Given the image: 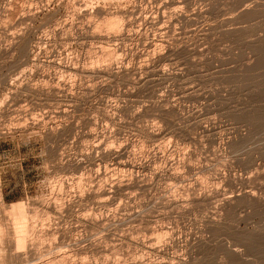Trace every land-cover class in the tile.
<instances>
[{
	"label": "rangeland",
	"instance_id": "rangeland-1",
	"mask_svg": "<svg viewBox=\"0 0 264 264\" xmlns=\"http://www.w3.org/2000/svg\"><path fill=\"white\" fill-rule=\"evenodd\" d=\"M13 203L28 260L264 264V0H0Z\"/></svg>",
	"mask_w": 264,
	"mask_h": 264
},
{
	"label": "bare ground",
	"instance_id": "bare-ground-1",
	"mask_svg": "<svg viewBox=\"0 0 264 264\" xmlns=\"http://www.w3.org/2000/svg\"><path fill=\"white\" fill-rule=\"evenodd\" d=\"M25 49V48H24ZM19 52H20V50H19ZM28 208V207H27ZM27 208H26V205L24 204V203H13V204H11L10 206H8V208H6V210H7V212H6V214H8L7 216H9V219H10V221H11V229H9L10 231H8V232H6V231H4L3 230V228H1V227H4V226H2V225H0V264H15V263H12V261L10 262V261H7L8 259L10 260V258L7 256V252H6V250L7 249H5L4 247H3V245H2V243H3V241H4V238L7 236V234L8 233H10L11 235H12V241L11 242H13V246L14 247H12L13 249V253L11 252V254H10V252H9V254H10V256L11 257H13V256H15L16 258H20V259H18V261L19 260H22V264H46V262H41L40 261V259L37 261L36 259H37V257H35V256H33V258L31 259V260H28V259H30L29 258V255H27V256H25V252H24V250H25V248L26 247H24L25 246V244L27 243V241L28 240H30V239H32V236H34V232H33V229L35 228L34 227V225H33V221L34 220H36V218L39 216V212L38 211H35L34 209V211L33 212H29V208H28V210H27ZM5 211V210H4ZM5 213V212H4ZM46 214V213H45ZM41 218V217H40ZM34 219V220H33ZM44 220V219H43ZM9 221V220H8ZM8 226H10V225H8ZM6 229H8V228H6ZM37 233H38V231H37ZM36 236H38V235H36ZM10 236H8V238H9ZM11 238V237H10ZM39 238H40V236H39ZM39 238H36V239H34V240H38L39 241ZM42 238V237H41ZM11 239H9V241H10ZM5 241H6V238H5ZM4 241V242H5ZM8 241V242H9ZM41 241V240H40ZM7 242V243H8ZM30 242V241H29ZM6 243V242H5ZM34 243V242H33ZM2 245V246H1ZM11 245H12V243H11ZM6 246V245H5ZM7 246L9 247V245L7 244ZM7 247V248H8ZM28 248V247H27ZM30 248V247H29ZM34 248V247H33ZM33 248H30V249H33ZM10 249V251H11V248H9ZM39 249V248H38ZM34 250V249H33ZM37 250V249H36ZM35 250V251H36ZM50 250H52V249H50ZM37 251H39V250H37ZM37 251H36V253H37ZM29 252V251H28ZM42 253L43 251H39V253ZM27 253V252H26ZM31 253H33L32 251H31ZM40 253V254H41ZM44 253V252H43ZM29 254V253H28ZM45 254V253H44ZM43 254V255H44ZM35 255H38V254H35ZM43 255H41V256H43ZM40 256V257H41ZM8 257V258H7ZM28 259H27V258ZM34 257L36 258L35 260H36V262H35V260L33 261V259H34ZM14 258V257H13ZM7 259V260H6ZM12 259V258H11ZM15 259V258H14ZM14 259H13V261H14ZM41 259H42V257H41ZM49 259V258H48ZM62 259V258H61ZM17 260V259H16ZM44 260L46 261V259H45V256H44ZM53 260H55V259H53ZM52 260V261H53ZM56 261H57V258H56ZM58 261H59V259H58ZM15 262V261H14ZM54 262V261H53ZM16 263H17V261H16ZM48 263V262H47ZM18 264H20L19 262H18ZM51 264H52V262H51Z\"/></svg>",
	"mask_w": 264,
	"mask_h": 264
}]
</instances>
